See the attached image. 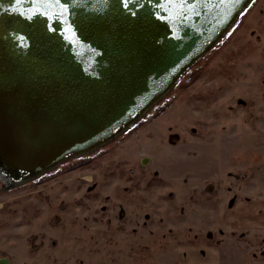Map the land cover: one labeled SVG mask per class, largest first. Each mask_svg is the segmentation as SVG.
Returning a JSON list of instances; mask_svg holds the SVG:
<instances>
[{
  "label": "rangeland",
  "instance_id": "rangeland-1",
  "mask_svg": "<svg viewBox=\"0 0 264 264\" xmlns=\"http://www.w3.org/2000/svg\"><path fill=\"white\" fill-rule=\"evenodd\" d=\"M258 198L264 0H250L126 131L33 180L0 181V259L178 264L179 246L220 242L225 264H264V249L242 248L246 236L230 221L234 203Z\"/></svg>",
  "mask_w": 264,
  "mask_h": 264
},
{
  "label": "water",
  "instance_id": "water-1",
  "mask_svg": "<svg viewBox=\"0 0 264 264\" xmlns=\"http://www.w3.org/2000/svg\"><path fill=\"white\" fill-rule=\"evenodd\" d=\"M249 1L0 0V178L33 180L126 131Z\"/></svg>",
  "mask_w": 264,
  "mask_h": 264
},
{
  "label": "crops",
  "instance_id": "crops-1",
  "mask_svg": "<svg viewBox=\"0 0 264 264\" xmlns=\"http://www.w3.org/2000/svg\"><path fill=\"white\" fill-rule=\"evenodd\" d=\"M230 221L234 230L246 236L242 248L264 249V198L244 199L233 204ZM254 240V241H252ZM178 264H225L220 242L188 244L176 250ZM246 264L247 261H246Z\"/></svg>",
  "mask_w": 264,
  "mask_h": 264
},
{
  "label": "trees",
  "instance_id": "trees-1",
  "mask_svg": "<svg viewBox=\"0 0 264 264\" xmlns=\"http://www.w3.org/2000/svg\"><path fill=\"white\" fill-rule=\"evenodd\" d=\"M205 54H206V53H205ZM205 54H204V55H205ZM204 55H203V56H204ZM203 56H202V57H203ZM202 57H201V58H202ZM201 58H200V59H201ZM200 59H199V60H200ZM199 60H198V61H199ZM160 100H161V99H160ZM160 100H159V101H160ZM159 101H158V102H159ZM158 102H157V103H158ZM157 103H156V104H157ZM156 104H155V105H156ZM155 105H153V106H152V107H151V108H150L145 114H147V113H148V112H149V111H150ZM166 108H167L166 106H162V107L160 108V110H158L157 114H160V113L163 112ZM145 114H144V115H145ZM141 118H142V117H141ZM138 120H140V118H139ZM138 120H137V121H138ZM137 121H136V122H137Z\"/></svg>",
  "mask_w": 264,
  "mask_h": 264
},
{
  "label": "flooded vegetation",
  "instance_id": "flooded-vegetation-1",
  "mask_svg": "<svg viewBox=\"0 0 264 264\" xmlns=\"http://www.w3.org/2000/svg\"><path fill=\"white\" fill-rule=\"evenodd\" d=\"M0 181H2L3 183H6L5 181H3L1 178H0Z\"/></svg>",
  "mask_w": 264,
  "mask_h": 264
}]
</instances>
